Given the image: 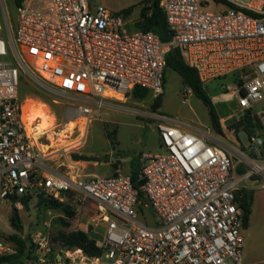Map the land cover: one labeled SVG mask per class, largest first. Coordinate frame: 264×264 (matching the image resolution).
I'll use <instances>...</instances> for the list:
<instances>
[{"label": "built area", "instance_id": "built-area-1", "mask_svg": "<svg viewBox=\"0 0 264 264\" xmlns=\"http://www.w3.org/2000/svg\"><path fill=\"white\" fill-rule=\"evenodd\" d=\"M215 3L227 9L206 10ZM160 5L172 32L168 42L153 32H128L123 14L92 0H24L15 26L5 19L4 34L0 25V201L19 204L22 197L42 195L64 203L71 194L77 206L94 205L92 224L104 228L97 241L102 255L93 257L80 248L54 251L45 223L31 235L23 264H244L241 195L253 178H264L263 136L240 149L209 131L131 110L157 122L166 151L140 157L142 200L130 176L72 177L51 168L53 147L46 150L42 141H55L60 132L37 135L36 124L29 128L25 118L24 76L49 83L70 101L67 116L81 142L103 111H129L124 103L136 87L152 99L163 95L166 56L179 49L204 85L239 72L232 93L264 131V112L254 110L264 99V0ZM65 153L62 148L60 156ZM141 207L152 209L155 225L146 222ZM18 252L16 242L0 238V264Z\"/></svg>", "mask_w": 264, "mask_h": 264}, {"label": "rangeland", "instance_id": "rangeland-1", "mask_svg": "<svg viewBox=\"0 0 264 264\" xmlns=\"http://www.w3.org/2000/svg\"><path fill=\"white\" fill-rule=\"evenodd\" d=\"M92 2L96 5H104L111 12L123 14L127 22L128 32L136 30L135 27L140 19L141 9L147 5L145 3L146 0H92ZM0 4L2 6L0 25L3 26L5 34V19H7L8 24L15 26L18 6L15 0H0ZM226 9L227 6L224 4L215 3L206 10L212 13H220ZM237 74L239 72L212 80L204 86L218 114L223 131L222 134H219L214 129L207 106L194 94H189L188 87L184 85L181 76L172 69L166 70L164 93L162 95L161 106L158 110H154L152 107L156 99L149 97L145 100H139L135 99L132 94H129L124 103L129 111H119L116 109L115 112L103 111L100 117L92 122L88 136L86 135L81 142V133L78 131L73 133L72 131L76 122L68 125L71 122L67 116V105L70 101L66 97L61 96L49 83L37 81L26 76L22 78L21 90L24 93V97L29 99V102L46 104L50 115L54 117V124H57V128L55 126L48 134L51 135V138L54 131L60 132V135L55 137V141L51 139L43 140L42 142L46 144V150L48 149L47 146L53 147L49 149V154H51L49 162L51 165L57 167L55 165L57 158H61V161L67 159L73 160V155L87 156V154H94L97 158L96 161L100 163L107 162L108 159H112L113 161L119 159L120 156L117 154L115 157H112L110 150H107V153H105L102 140L97 138V135L101 133L100 131L103 130L104 126L113 135L112 140L119 142L122 156L128 154L132 157H138V153L165 154L166 151L161 145L160 136L157 131V122L154 119L133 115L129 113L131 110L163 115L177 122L184 123L186 126L202 131H209L223 141L240 149L246 148L249 144V137L244 126L240 130L235 128V125L244 115L243 110L238 105V95L232 93L231 90V86L235 82V75ZM254 110L257 114L264 112V99L255 105ZM78 122L82 124L80 128L83 129V121ZM62 148L66 150V153L61 157ZM60 169L65 170L66 168L60 167ZM109 169L110 167L107 166L104 168V171ZM104 174L102 173L103 177L106 176ZM261 184L264 185V178L255 177L249 187V190L253 192V203L249 226L242 231L244 264L248 260H252L256 264H264V187L259 188ZM39 200V197L34 196L29 202L28 207H25L22 201L19 204L15 200L0 201V238L10 239L12 235H19L25 241L26 247H28L33 232L36 229L45 228V223H48L49 227L45 229L50 234L54 251L67 250L60 247L57 239L62 232L79 229L74 226L75 219L70 220L62 211L45 209L39 204ZM14 206L19 209L23 226L20 232L15 230L10 224V217ZM141 212L148 224L155 225L157 221L153 217L151 208L141 207ZM67 222L72 223L71 227L65 226ZM85 222L86 218L83 220V224ZM103 234L104 229L100 228L93 231L91 235L98 242H101Z\"/></svg>", "mask_w": 264, "mask_h": 264}, {"label": "trees", "instance_id": "trees-1", "mask_svg": "<svg viewBox=\"0 0 264 264\" xmlns=\"http://www.w3.org/2000/svg\"><path fill=\"white\" fill-rule=\"evenodd\" d=\"M24 0H15L16 5L19 7ZM147 5L143 7L140 12V19L136 24V29L144 31V32H153L157 34L163 42H168L172 37V32L170 31L166 14L161 7V0H146ZM167 67L166 70L172 69L177 72L185 86L191 88L193 90L194 95L203 101V103L207 106L209 110V115L211 118L212 125L214 129L222 134V128L220 125L218 114L212 104V101L205 89V85L200 81L198 74L194 68L189 67L183 57L179 49L171 50L167 56ZM165 70V73H166ZM239 76V74L235 75V79ZM164 77V84H165ZM22 96L24 93L21 90ZM135 99L145 100L151 97V94L148 90L140 87H136L132 93ZM152 98V97H151ZM162 95L158 97L152 107L154 110H158L161 106ZM245 128L247 132V136L249 138L253 136H263L264 131L261 125V121L259 117L251 110H247L244 112L242 119L235 125L237 130H240L241 127ZM110 140H112L113 135L111 133L108 134ZM113 142V141H112ZM73 160L75 161H92L93 157L82 156V155H73ZM133 182L136 186H138V181L140 180V176L137 173L132 177ZM140 198L144 199V194L139 188ZM39 204H41L45 209H51L55 211H62L70 220H74L76 218V210L69 203H60L55 200H51L45 198L44 196H39ZM32 197H22L21 201L25 207H28L29 202ZM242 206L245 210V229L248 228L250 222L251 208L253 203V192L251 190H244L241 195ZM11 226L20 232L23 229L22 222L19 215V209L17 207H13L12 215L10 217ZM71 222H67L65 224L66 227H71ZM10 240L16 242L19 246V252L17 255L4 259V262L8 264H23V260L25 257V249L26 243L23 241L19 235H12ZM58 243L61 248H65L67 250H74L77 248L83 249L88 255L93 257H99L102 255V249L97 246V240L91 235V233H87L81 229H75L70 232H62L58 237ZM54 249V247H53Z\"/></svg>", "mask_w": 264, "mask_h": 264}, {"label": "crops", "instance_id": "crops-1", "mask_svg": "<svg viewBox=\"0 0 264 264\" xmlns=\"http://www.w3.org/2000/svg\"><path fill=\"white\" fill-rule=\"evenodd\" d=\"M137 24V23H136ZM136 29V27H135ZM107 112H115V110L108 109L105 110ZM91 125L88 128L87 136L89 133ZM101 133L97 135V138L102 140L104 147L103 150L106 151L110 150V155L112 157H115V155H119V159L116 161H113L112 159H108L107 162L100 163L96 161V156L94 154H87L88 157H93L94 160L92 161H75V160H62L61 158H57L56 166L51 165L50 162L48 165L60 172L69 173L72 177H103L102 173L109 177L115 174H121L133 177L137 173L140 176L141 171V161L140 157L144 153H138V157H132L131 155L126 154V156H122L121 151L119 149V142L110 140L108 134L110 133L107 130V127H103V130L100 131ZM113 141V142H112ZM109 166V170H105L104 168ZM60 167H65V170L60 169ZM74 168L77 169V171L74 170ZM64 203L71 204L75 210H76V218H75V227H78L79 229L89 232L92 234L93 231L98 230L100 228L104 229L103 227L95 228L92 224L93 222V216H94V205L90 202H86L82 206H77L73 202V195L69 194L67 198L65 199ZM86 218L85 224H83V220ZM246 264H256V262L252 260H248Z\"/></svg>", "mask_w": 264, "mask_h": 264}, {"label": "bare ground", "instance_id": "bare-ground-1", "mask_svg": "<svg viewBox=\"0 0 264 264\" xmlns=\"http://www.w3.org/2000/svg\"><path fill=\"white\" fill-rule=\"evenodd\" d=\"M26 121L28 127L31 128L36 124L37 135H43L51 132L54 127V117L50 115L49 108L46 104L32 103L27 101L26 107ZM75 121H71L68 125L73 124Z\"/></svg>", "mask_w": 264, "mask_h": 264}, {"label": "water", "instance_id": "water-1", "mask_svg": "<svg viewBox=\"0 0 264 264\" xmlns=\"http://www.w3.org/2000/svg\"><path fill=\"white\" fill-rule=\"evenodd\" d=\"M137 185H138V187L141 188L143 186V182L142 181H138V184Z\"/></svg>", "mask_w": 264, "mask_h": 264}]
</instances>
